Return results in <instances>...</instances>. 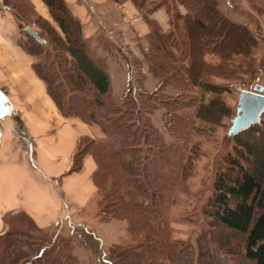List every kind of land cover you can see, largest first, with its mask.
<instances>
[{
  "label": "trees",
  "instance_id": "obj_1",
  "mask_svg": "<svg viewBox=\"0 0 264 264\" xmlns=\"http://www.w3.org/2000/svg\"><path fill=\"white\" fill-rule=\"evenodd\" d=\"M43 1L58 30L37 16L35 21L48 38L35 30L36 40L19 23L18 44L33 57L32 68L61 115L101 129L104 136L97 141L86 136L77 140L70 170H78L83 156L91 153L96 165L91 178L100 196L99 219L123 221L131 240L127 245H109L104 257L97 240L83 230L101 264H264V112L257 122L230 137L233 152L225 155L224 168L215 174L203 210L209 230L195 244L170 240L162 198L173 182L172 149L137 109L130 90L123 98L130 107L111 108L102 119L95 117L94 107L103 106L109 98V76L88 52L81 26L64 0ZM132 1L145 17L159 6L167 15L164 29L151 27L154 76L186 79L202 94L211 93L196 109V117L228 116L231 109L221 94L238 74L254 72L255 36L220 14L216 0H152L149 5L148 0ZM189 3L194 8L181 12L178 6ZM46 44L53 48L47 49ZM209 77L225 83L209 81ZM181 170L183 178L187 168ZM1 220L0 264H73L68 238L56 235L45 241L21 210L5 212Z\"/></svg>",
  "mask_w": 264,
  "mask_h": 264
},
{
  "label": "crops",
  "instance_id": "obj_2",
  "mask_svg": "<svg viewBox=\"0 0 264 264\" xmlns=\"http://www.w3.org/2000/svg\"><path fill=\"white\" fill-rule=\"evenodd\" d=\"M64 3L78 20L84 42L106 40L119 49L123 42L129 41L130 52L139 59L149 51L152 25L164 29L167 24L164 6L145 17L144 10L132 0H64ZM216 3L220 14L229 20L232 16L230 21L243 25L255 36L257 46H261L264 0H216ZM178 7L186 12L194 4ZM21 8L57 26L43 0H0V88L10 105L9 113L0 118V230L3 213L21 210L32 219L39 234L52 236L51 239L60 233H52L48 228L66 216L70 225L75 221L85 225L93 218L95 223L89 224L92 226L89 232L96 237L98 228L113 222L125 223L95 216L99 194L91 178L96 165L90 152L83 156L78 170L70 169L77 140L86 136L97 141L104 135L97 124L64 117L56 108L44 82L32 68L33 57L18 44L19 23L30 26L16 16L15 11ZM102 51L98 50L96 58L101 59L109 76L110 90L112 77L103 56L99 57ZM259 84L264 85V81ZM89 204L92 206L88 211Z\"/></svg>",
  "mask_w": 264,
  "mask_h": 264
},
{
  "label": "rangeland",
  "instance_id": "obj_3",
  "mask_svg": "<svg viewBox=\"0 0 264 264\" xmlns=\"http://www.w3.org/2000/svg\"><path fill=\"white\" fill-rule=\"evenodd\" d=\"M15 14L24 23L30 24V26H25L38 30L42 33V37L48 38L49 35L40 27V24H37L36 17L28 9H17ZM228 18L233 20L232 16ZM49 23L58 30L52 22ZM123 43L122 48L118 49L116 46L115 49L114 44L106 40L85 41L88 52L101 64V59L96 56L98 50L103 49L99 57L103 56V61L112 77L109 98L105 100L103 106L94 107L95 117L102 119L111 108L130 107L124 104L123 98L127 90L131 91L137 109L148 118L152 128L172 149L173 157L170 158L169 163L173 168V182L162 198V211L169 227V238L179 243L195 244L198 236L209 230L208 218L203 214V210L212 193L215 174L224 168L225 155L233 152L234 142L227 136L226 131L234 115L238 93L241 89H250L255 83L264 81V52L262 51L264 40L259 44L260 47L256 43L257 47L255 46L251 51V67L254 72L248 75L238 74V78L232 79L231 84L228 85V91L221 94L223 102L231 109L230 114L228 116L217 114L212 120L202 119L195 115L200 103H206L212 97L211 93L202 94L199 88L194 87L186 79L182 81L174 80V78L163 80V74L159 77L154 76L149 51L139 59L130 52V42ZM148 45L150 48V41ZM46 47L50 50L53 48L51 44H46ZM113 54H116V57ZM237 60L241 61V58L238 57ZM259 68L260 73H257ZM209 81L225 83L223 79L216 77H209ZM178 93L185 94L178 98ZM144 106L147 110L141 109ZM188 161H190V166ZM181 167L187 168L183 178ZM90 206L92 205L89 204L87 208ZM90 208L87 210L89 211ZM97 212L95 216H99ZM68 218L67 216L62 218L49 227L48 231L59 232L60 237L68 238L69 252L75 259L73 264H101L100 257H97V253L94 252L92 246L86 243L87 240L83 236V230L91 231L92 226L90 225L95 223L93 218L85 225L78 224L76 221L70 225V218ZM96 230L97 236L93 235V237L98 239V248L104 257L109 245L130 244L131 240L122 223L113 222V224ZM39 235L47 242L53 240L52 236Z\"/></svg>",
  "mask_w": 264,
  "mask_h": 264
},
{
  "label": "water",
  "instance_id": "obj_4",
  "mask_svg": "<svg viewBox=\"0 0 264 264\" xmlns=\"http://www.w3.org/2000/svg\"><path fill=\"white\" fill-rule=\"evenodd\" d=\"M23 30L36 40H39L37 32L29 26L23 27ZM9 111L8 99L0 88V118L8 114ZM263 112L264 85L255 83L250 89H241L237 96L234 115L230 119V126L226 131L227 136L231 137L257 122Z\"/></svg>",
  "mask_w": 264,
  "mask_h": 264
}]
</instances>
